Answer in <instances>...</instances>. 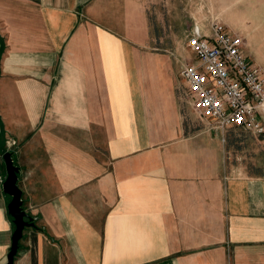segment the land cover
Here are the masks:
<instances>
[{"label": "crops", "instance_id": "1", "mask_svg": "<svg viewBox=\"0 0 264 264\" xmlns=\"http://www.w3.org/2000/svg\"><path fill=\"white\" fill-rule=\"evenodd\" d=\"M148 2L0 0V264L7 150L36 224L14 264H264V174L190 104L194 53L158 46L189 13Z\"/></svg>", "mask_w": 264, "mask_h": 264}, {"label": "built area", "instance_id": "2", "mask_svg": "<svg viewBox=\"0 0 264 264\" xmlns=\"http://www.w3.org/2000/svg\"><path fill=\"white\" fill-rule=\"evenodd\" d=\"M208 27V28H207ZM205 29L195 20L187 46L194 58L182 66L195 112L224 131L230 126L264 132V73L247 52L244 37L213 17Z\"/></svg>", "mask_w": 264, "mask_h": 264}, {"label": "rangeland", "instance_id": "3", "mask_svg": "<svg viewBox=\"0 0 264 264\" xmlns=\"http://www.w3.org/2000/svg\"><path fill=\"white\" fill-rule=\"evenodd\" d=\"M149 11H152L155 26L156 13H160V26L169 28L171 20H176V14L183 10L189 13V27H176L174 32L183 35L180 39L159 40L160 47H180L188 51V57L193 53L187 46V37L195 20L203 22L206 28L213 17H217L228 27L240 33L247 43L250 58L261 66L264 73V0H148ZM155 5V6H154ZM158 6L157 8H155ZM171 8L172 10H168ZM157 9V10H156ZM171 12L173 15H171ZM186 18V17H185ZM177 28V29H176ZM182 31V32H181ZM191 60V59H189ZM185 62V60H184ZM192 113V110H190ZM198 117V115H195ZM201 119V118H200ZM206 126H211L213 120L204 118ZM227 141L231 145V162L237 166L238 174H264V132L259 133L241 126H231L227 131Z\"/></svg>", "mask_w": 264, "mask_h": 264}, {"label": "water", "instance_id": "4", "mask_svg": "<svg viewBox=\"0 0 264 264\" xmlns=\"http://www.w3.org/2000/svg\"><path fill=\"white\" fill-rule=\"evenodd\" d=\"M4 159L8 174L3 182V187L6 192L12 195L8 208L9 212L14 216L15 230L13 232L12 245L8 253L7 261L3 264H14L25 226L30 224L34 225L35 222L34 217L23 206L22 189L18 184L20 167L15 163L13 151L7 150L4 153Z\"/></svg>", "mask_w": 264, "mask_h": 264}, {"label": "trees", "instance_id": "5", "mask_svg": "<svg viewBox=\"0 0 264 264\" xmlns=\"http://www.w3.org/2000/svg\"><path fill=\"white\" fill-rule=\"evenodd\" d=\"M34 225H36V224H34Z\"/></svg>", "mask_w": 264, "mask_h": 264}]
</instances>
